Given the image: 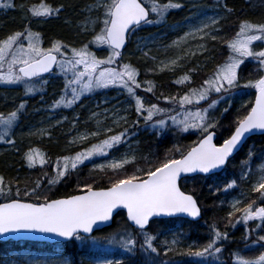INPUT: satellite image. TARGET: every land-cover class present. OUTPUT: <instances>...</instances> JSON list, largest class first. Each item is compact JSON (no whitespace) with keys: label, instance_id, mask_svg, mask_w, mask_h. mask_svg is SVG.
Wrapping results in <instances>:
<instances>
[{"label":"snow or ice","instance_id":"snow-or-ice-1","mask_svg":"<svg viewBox=\"0 0 264 264\" xmlns=\"http://www.w3.org/2000/svg\"><path fill=\"white\" fill-rule=\"evenodd\" d=\"M69 6L58 0H29L18 6L28 23L20 30L0 36V86H22L25 97L39 93L43 101L49 83L45 75L59 77L63 87L57 98L43 109L49 113L50 120L58 112L74 110L77 105L84 107L82 101L100 91L115 89L126 96L124 108L112 106L90 113L88 121L95 122V130H89L88 121H84V130L68 141L69 145L89 146L74 154L58 156L52 164L54 175L43 173L48 185L61 182L86 161L108 157L119 152L121 147L125 151L105 163L93 165V170H111L113 173L104 187L86 183L82 186V194L65 198L51 199L42 193V182L37 179L31 188L26 186L23 190L24 197L34 200L23 199L19 181H15L13 191L14 182L6 181L0 175V198L4 200L0 202V237L10 241L36 233L47 234V238L57 240V243L74 240L94 249L119 248L121 256L133 259L139 253L141 264H175L171 259H163L161 250L164 256L171 253L189 257L192 264H225L222 254L225 246L233 241L229 231H221L216 221L210 224L205 221L208 228L205 243L193 241L183 248L182 231H170V239L168 236L160 239L159 230L155 234L148 231L156 218L186 216L198 220L202 216L197 198L183 191L180 182L189 174L203 175L216 178V182L209 185V191L225 197L220 201L229 208L223 218L225 229H235L237 225L244 227L243 248L231 253L232 264H264V152L255 168L259 173L255 179V145L249 146L245 158L240 161L239 175L228 172L230 160L244 144L253 135L264 136V47H256L257 42L264 44V20L241 19L231 37L221 36V22L227 20L234 9L224 0H216L214 15H203L197 23L187 24V30L170 43H162L161 37H137L136 49L142 58L154 62L155 66L148 69L150 72H174L198 55L212 51L208 48L209 42L222 44L228 53L199 85L191 86L195 69H189L174 81L186 89L182 94L155 96V84L138 80L140 71L132 63L125 62L123 50L136 32L165 24L169 12L184 5L175 0H91L85 6L86 14L76 23L78 34L91 38L78 46L53 40L44 47L42 34L32 30L31 20L59 18ZM16 7L14 0H0V10ZM170 27L175 30L179 26ZM150 44L156 45V51L165 54V59L158 61L151 55ZM92 46L106 50L107 55L98 57ZM248 63L253 67L249 78L241 83L242 67ZM141 88L145 93L153 94L156 102L146 101L144 96L138 95L137 90ZM236 89H253L254 99L237 110L227 126L229 135L218 136V130L223 126L213 113L225 100L228 106L223 108L221 116L228 113ZM213 96L216 99H212ZM161 101L165 106H161ZM27 103V99H22L11 110L0 111V143L15 146L16 129ZM204 104L207 106H202ZM129 114H134L135 119H130ZM66 121L71 124L69 132L79 128V113L70 121L69 117L61 115L47 127L30 130L28 136H50L51 129ZM142 130L151 132L158 140L167 139V133L172 130L178 136L195 134L197 139L189 145L173 144L162 158L157 157L154 161L146 156L139 157L147 166L135 167L128 174L126 166L136 163L139 151L132 141ZM92 140L97 142L90 143ZM22 158L28 168L37 165L43 168L49 164L47 154L32 146L27 147ZM238 181L249 183V192L227 199L239 187ZM121 210L126 211L123 225L106 236L93 235L101 226H110L114 214ZM255 249L260 250L258 255H242ZM29 264L71 262L67 259L33 260ZM95 264L125 262L99 259Z\"/></svg>","mask_w":264,"mask_h":264},{"label":"trees","instance_id":"trees-1","mask_svg":"<svg viewBox=\"0 0 264 264\" xmlns=\"http://www.w3.org/2000/svg\"><path fill=\"white\" fill-rule=\"evenodd\" d=\"M21 1L25 0H14V3L17 5L16 8L0 10V36L6 35L15 30H20L26 23H28L27 20L23 19L24 13L18 7L20 3H26ZM27 2H29V0H27ZM31 2H37V0H31ZM58 2L70 5L60 14L59 18H50L46 22H42L40 24V27L36 28L32 26V24L36 21V18H33L31 20L30 26L32 30L38 31L42 34L43 46L48 47L50 42L53 40H61L65 43L78 46L81 42L90 39L91 37L89 35L78 34L76 23L82 17V9L88 3H90L91 0H58ZM224 3H226L228 7L234 9L233 14L229 15L227 20L221 22L223 25L222 33L224 32L225 37H230L229 31L231 29V34L234 33L241 19L248 18L254 21L264 20V0H224ZM159 26H154V28L145 27L142 30L136 32L131 37V42L128 44L126 49L131 46L132 40L135 38V36L146 33L150 29H157ZM219 46L221 47L222 44L217 43V47L213 49L214 52H216L213 57L216 58L209 59L208 62H215V60L219 57L218 51L221 50ZM95 48V46H92L93 51ZM226 56L227 55L223 56V60ZM130 63L135 65L140 71L138 80L151 81L155 84V96H159L161 93H163L164 95L176 94L178 92L182 94L186 89L183 86H180V88L176 86L174 81L177 79V77L185 72H188L189 69H195V71L201 72L205 71L207 68V66H205L203 70L200 67H197L194 63H191L188 67L184 66V68H182L178 73H173L170 75L165 73H148L146 75V73H144L143 71L145 69L142 67V63L139 60H136L135 62L133 58H131ZM218 63H221V61H219ZM218 63L214 64L212 69H214V67ZM252 67L253 65L250 63L242 67V71L240 74L243 79L241 80V83H244V81L249 78V71H251ZM192 77L194 84L191 86L199 85L202 80L205 79V77L197 78L194 75V72L192 73ZM45 78L49 80V83L46 86L43 101H52L53 99L57 98L60 89L63 87L62 80L57 76L50 77L46 75ZM252 78H255V75ZM245 93H248L247 95H251L250 100L254 99L253 89H245V91H243V94ZM137 94L144 96L146 101L156 102L155 96L151 93H145L143 91V88L138 89ZM22 99H27L28 103L24 114L20 118L19 127L16 129V131H20V129L24 127L25 123H30L31 126H34V122L36 123V121H34L35 116L38 113L33 112V108L41 104L43 101L41 100V96L39 93L35 96L25 97L23 95L22 86H0V111L11 110L15 105H18ZM161 105H165L163 101H161ZM219 107L220 108L213 113V115L220 118L221 125L223 126L218 130V136L227 137L229 135L227 126L235 117L238 109H234L231 105L228 113L221 116L223 108L227 106L225 103L221 102ZM83 109L84 108H82L81 112H79L80 115L83 113ZM129 116L130 119H135L134 114H129ZM170 132L171 131L167 133V139L158 140L156 136L151 132L143 130L140 131L138 137L140 138L139 140L141 143V153L138 155L136 163L134 165H129L126 168V171H128L129 168H132L133 171L135 167H146V162L143 159H139V157L141 156H146L149 160L154 161L157 157L162 158L165 154V151L168 148L172 147L173 144L189 145L197 139V136L195 134H183L178 136L175 134V132ZM25 137L26 136H24L21 132H16L15 146L10 147V145L0 143V175H3L6 181L14 182L13 191L16 187L15 181H19V186L21 188V198L23 199L34 200V198L24 197L23 190L26 186L28 188H31L34 184V181H36L37 179H40L42 182V193L47 194L50 198H57L62 196L74 195L81 192L82 186L86 183H93L94 187H104L107 183L108 177L113 175V173L103 175L100 172L90 171L88 176H86V173H84L83 171L89 170L87 168V165H83L78 169V171H74L71 175L62 179L61 182L50 186L47 183V178L43 176V173L47 172L49 176L54 175L52 164L55 162L58 156L63 155V136L57 135L49 143H45L43 141L44 143L36 142L35 144H29ZM250 145H255L254 151L256 153V156L253 159V167L257 165L256 161L260 159V154L264 152V136L261 135L251 137L246 142L244 147L238 152V154L230 160L228 164L229 173H235L237 176L239 175L240 161L245 158ZM29 146L39 148L41 151L45 152L47 154V157L49 158V164L43 168H41L39 165H37L35 168H28L22 156L24 151H26L27 147ZM17 149H19V151H17ZM90 178L93 180H90ZM231 178L232 177L230 176L229 179ZM215 182L216 178H205L203 175L188 176L186 179H182L180 182L182 189L194 194L201 206V218L198 221H192L184 218L156 219V222L149 227L148 231L155 234L158 228H164L166 234L160 239H164L165 236H168V238L170 239V231H182L185 236V239H183L184 243L181 245V247L183 248L193 241H196L200 244L205 243L208 239L205 238V233H203V229L207 228L205 221H207L209 224L213 221H216L218 227L224 231H229L232 238L233 242L228 243L225 246V250L223 252L224 254L222 255V259L225 261V264H232L233 257L231 256V253L237 251L240 248H243L241 236L244 233V227L243 225H239L238 232L236 230L235 232H233V229L231 228L225 229L226 221L223 218L226 217L229 208L226 204L222 205L220 203L221 200L225 199L224 196L213 195L209 191V185ZM242 183L244 182L238 181L239 186H241ZM241 192L247 193L249 192V190L248 188L246 190H243L242 187L238 191L233 190L229 194L227 199L230 196L240 194ZM1 201H4L3 198H0V202ZM125 221L126 214L124 211H120L119 214H116L114 216L113 222L109 227L98 231L94 235L98 237L106 236L108 233L115 231L119 226L123 225ZM57 246H59L60 248H56ZM22 248H31L38 250L43 249L39 250L43 252L60 251L63 255H68L71 264H93L90 257L96 254V252H94L91 248L86 247L83 244H80L79 246L77 241L74 240L64 244H41L39 242L32 241L10 240L6 242H0V257L3 253L8 252L9 250H19ZM242 254H246L251 257L253 255H258L259 251H245ZM113 256H117L116 258H114V260H124L125 264H141L142 261V257L139 253H137V256L134 259L121 256L120 252L117 255L113 254ZM161 257L165 260L171 259L175 262V264H192V260L189 257L180 255L173 256L171 253H169L168 256H164L162 250Z\"/></svg>","mask_w":264,"mask_h":264},{"label":"rangeland","instance_id":"rangeland-1","mask_svg":"<svg viewBox=\"0 0 264 264\" xmlns=\"http://www.w3.org/2000/svg\"><path fill=\"white\" fill-rule=\"evenodd\" d=\"M21 2H27V0L21 1ZM175 2L182 3L184 5V7L181 9H176V10L170 11L168 16H167L168 19H167L166 24H162L157 29H150L146 33L139 34V35L135 36V38L132 40L131 46L123 51L124 60H125V62H130L131 58H133V60L135 62H136V60H139L142 63V67L145 69L143 71H144V73H146V75L148 73H156V74L178 73L181 71L182 68H184V66L188 67L191 63H194L197 67H200L201 69H203L205 66H207L205 71H201V72H199V75L198 74L196 75L197 78H204V77L207 78V76L210 75V72L213 71L212 68H213L214 64L218 63L219 61L222 62L223 56L228 54L226 48L223 45L221 47L219 46L221 48V50L218 51L219 57L215 60V62L214 61L208 62L209 59H212V58L215 59L216 58V57L215 58L213 57L214 54H216V52H214L213 49H215V47H217V42H209L208 48L211 49L212 51L198 55L197 57L193 58L192 60L184 63L183 67L177 68L174 72L169 71V70H165L162 72H160V71H155V72L148 71L149 68H153L155 66L154 62L152 60L143 59L141 52L136 49L137 37H150V38L161 37L162 43H170L171 40L175 39L177 35H182L183 31L187 30V27H186L187 24H190V23L195 24V23H197V21L199 19H201L203 17V15H214L216 12V2H214L213 0H175ZM84 9H85V7L82 9V17L80 19H82L83 16L86 14L84 12ZM197 13H200V15H197ZM221 14H223V13H221ZM186 18H190V19H186ZM42 22H46V21L36 19V21L32 24V26L34 28L40 27L41 26L40 24ZM174 25H177L179 27H177L175 30H173L170 26H174ZM152 27L154 28V26H152ZM231 31H232V29L229 31L230 37L232 35ZM219 35L224 36V32L219 33ZM149 47L153 49L151 55H155L157 57L158 61L165 59V54H163L162 52L156 51V45L150 44ZM256 47H257V49L259 47H264V44H260L259 42H257ZM94 51L97 52L96 54L100 58H103L104 56L107 55V52L104 49L95 48ZM168 55H172V54L169 53ZM176 86L180 88L179 85H176ZM234 91H235V94L231 97V103L233 100L234 101L231 105L233 106L234 109L237 110V109L241 108L242 104H246L251 99V95L250 94L247 95L248 93L243 94V91H245V89H238V90H234ZM214 99H216V96H214ZM125 101H126V96L124 94H119L117 92V90H115V89L100 91L99 93L91 95L87 99H84L82 101L84 107H80L79 105H77L74 110H64L62 113L58 112L52 120L48 119L49 113L43 110L47 106V104H50L52 101H43L41 104H39L38 106L33 108V112L38 113L35 116L34 121H36V123L34 122V126H31L30 123H25L24 127H22L20 129V131H16V132L17 133L21 132L24 136H26L25 139L27 140V142L29 144H35L36 142H39V143L48 142L49 143L57 135L58 136L62 135L63 136L62 138L64 140V142L62 143V150H63L62 154L63 155L74 154V152L80 151L83 147L89 146V144L69 145L68 141L73 136L77 135V133L79 131L84 130L83 122L88 121V117H89L90 113L92 111L100 112L104 108H111L112 106L124 108L127 106ZM222 103H225L226 106H228L227 100L222 101ZM97 105H99L100 107L98 108ZM161 106H165V105H161ZM202 106L206 107L207 105L204 104ZM219 106H220V104L215 109V111L220 108ZM82 108H84L82 110L83 113L80 115L79 112H81ZM77 113H79L80 127L77 129H73L71 132H69L71 124L66 121L62 126H57L53 129H51L50 130L51 131L50 136H44V137H39V136L30 137V136H28V133L30 130L35 129V128L47 127L50 123H53L55 119H60L61 115L69 117V121H70ZM121 114H123V113H121ZM101 119H102V117H101ZM88 128H89V130H95V122L94 121H88ZM172 132H174V130L171 131L170 133H172ZM96 142H97L96 140H92L90 143H96ZM132 143L135 144L137 146V148L139 149V151L137 152V156H138L142 150L140 140L135 137L134 140L132 141ZM10 147H11V145H10ZM124 151H125V148L121 147L119 149V152H113L108 157H97V158H93V160H91V161H86L84 165H87V168L89 171H83V172L86 173V176H88L90 171L100 172L103 175L104 174H111L112 173L111 170H104V171H101L99 169L93 170V165L105 163L106 160H110L112 158V156H119V154L123 153ZM160 153H162V152H160ZM258 161H259V163L261 162L260 159ZM258 161H256L257 165L259 164ZM257 165H255L253 168L254 169L253 179H255V177L257 175H259V173L255 171V168ZM128 166H126V168ZM131 172H132V168H129L127 173L131 174ZM90 180H93V179L90 178ZM241 187L243 188V190H246L247 188L249 190L250 184L249 183H242V185L237 187V189H235V190L238 191ZM234 196H239V194L234 195ZM232 197L233 196H230L228 199H231ZM252 198L255 199L254 194L252 195ZM182 239H185V236H183ZM77 243L80 246L81 242L77 241ZM56 248H60V247L57 246ZM91 249L94 252H96V254L94 256L90 257L93 264H95V261L99 260V259L114 260V258H116L117 256H113V254L117 255V254H119V252L122 251L119 248H112V247H109L106 250L94 249V248H91ZM255 250H258L260 252L259 249H255ZM242 255H244V254H242ZM245 256L250 257L246 254H245ZM60 259H67L70 261V258L68 257V255H63L62 252H60V251L43 252V251H39V250H32L30 248H22L19 250H17V249L9 250L8 252L3 253L0 257V264H29V262L33 261V260L56 261V260H60Z\"/></svg>","mask_w":264,"mask_h":264},{"label":"water","instance_id":"water-1","mask_svg":"<svg viewBox=\"0 0 264 264\" xmlns=\"http://www.w3.org/2000/svg\"><path fill=\"white\" fill-rule=\"evenodd\" d=\"M216 142V141H215ZM189 175H192V174H189ZM78 194H82V192H80V193H78ZM78 194H75V195H78ZM191 194V193H190ZM59 198H65V197H59ZM59 198H53V199H59ZM114 216H115V214H114ZM114 218V217H113ZM162 218H169V217H162ZM185 218H188V219H191V220H193L192 218H190V217H186L185 216ZM201 218V217H200ZM199 218V219H200ZM112 223V221L110 222V224ZM104 227H106V226H101L99 229H97V230H101V229H103ZM97 230H94V232L95 231H97ZM23 239H29V240H40V241H49V242H56L57 240H54V239H49V238H47V234H41V233H36V234H34L33 236H29V237H25V238H23ZM57 239H59V238H57ZM0 240L1 241H5L4 240V238L3 237H0ZM14 240H21V239H14Z\"/></svg>","mask_w":264,"mask_h":264},{"label":"bare ground","instance_id":"bare-ground-1","mask_svg":"<svg viewBox=\"0 0 264 264\" xmlns=\"http://www.w3.org/2000/svg\"><path fill=\"white\" fill-rule=\"evenodd\" d=\"M82 35V34H81ZM199 72H197V71H194V75L196 76L197 74H198ZM168 75H170V74H168ZM193 78V77H192ZM136 138H138V139H140L138 136H136ZM111 225V224H110ZM107 227H109V226H106V227H104L103 229H105V228H107ZM238 227H239V225H237V227L235 228V229H233L232 231L233 232H235V230L238 232L239 231V229H238ZM157 230H159L160 231V233H161V235H160V238H162L165 234H166V231H165V229L164 228H158ZM156 230V231H157ZM221 231H224V230H222L221 229ZM203 233H205V238H208V229L206 228H204L203 229ZM31 249V248H30ZM32 250H38V249H32ZM39 250H43V249H39Z\"/></svg>","mask_w":264,"mask_h":264}]
</instances>
